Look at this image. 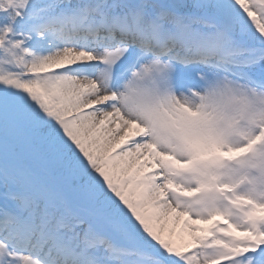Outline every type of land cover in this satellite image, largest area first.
Returning a JSON list of instances; mask_svg holds the SVG:
<instances>
[{"label":"rangeland","instance_id":"374dc122","mask_svg":"<svg viewBox=\"0 0 264 264\" xmlns=\"http://www.w3.org/2000/svg\"><path fill=\"white\" fill-rule=\"evenodd\" d=\"M4 1L23 13L0 45V264H47L7 236L64 264H264V0ZM150 11L228 28L263 63H231L245 82L155 51L117 79L140 49L65 43L48 22Z\"/></svg>","mask_w":264,"mask_h":264},{"label":"bare ground","instance_id":"6f19581e","mask_svg":"<svg viewBox=\"0 0 264 264\" xmlns=\"http://www.w3.org/2000/svg\"><path fill=\"white\" fill-rule=\"evenodd\" d=\"M151 12H146V14L149 16ZM146 14L144 16H146ZM143 15V14H142ZM142 15H138V14H130L128 15V18H124V16H120L119 18H110L109 20H111V26H115L118 25V34H123L125 36L128 37H141L143 40H146L147 42H150V44H152V46H156L155 49L157 50H164L167 51L169 49L174 50L175 54H176V58L179 59H188L189 57H191V52L192 51H206L207 50V46H209L210 43L213 42V36L216 33L217 35H224L223 39L220 37L221 39V47L223 49L220 48V52L221 54L227 50H233L234 52L229 51V57L230 59H233L234 61L236 60L237 54L234 55V53L238 50V49H249V47L251 45H249V42H243V40L241 39H236L235 35L232 34V31L230 29H225L223 26H214V27H209L206 28L204 30H202V32H199L197 30H192L193 34H188L190 35V37L193 38V40L196 39V45L194 48H190L189 46L185 45L184 42H189L187 40H185L187 36L186 32H187V25L188 24H192L194 21V16L190 15L189 13L185 15V23L182 24V18L181 16H176V15H169L165 12L163 13H159V18L163 19L166 21L162 26L160 23L157 22V20H145L142 19L141 16ZM147 17V16H146ZM166 18V19H165ZM107 19V18H106ZM180 21V23H179ZM91 22V20H89V23ZM145 22L147 24L149 23H153V26H149L147 24H145ZM172 22V23H170ZM172 24V26L169 28L168 26ZM199 24V23H196ZM189 26V25H188ZM198 27V26H197ZM129 33H133L132 35H130L128 33V35H126V32ZM204 32H208L210 33V37L209 39L206 37H204L203 35H205ZM168 37H171V40L169 41ZM192 41V40H191ZM166 42L167 44H169V47H166V45L164 47H161V45H163L162 43ZM128 51V50H127ZM129 52H125L123 54V56H121L120 60L121 62H127L128 61V57L131 55ZM123 63V64H124ZM263 61L260 62V64H262ZM256 68V67H254ZM252 69H247L246 71H251ZM42 229V228H41ZM37 233H41L42 231L40 230H36ZM45 233V232H43ZM42 236L45 237L44 234H42ZM86 247V246H85Z\"/></svg>","mask_w":264,"mask_h":264},{"label":"trees","instance_id":"16d2710c","mask_svg":"<svg viewBox=\"0 0 264 264\" xmlns=\"http://www.w3.org/2000/svg\"><path fill=\"white\" fill-rule=\"evenodd\" d=\"M20 4L21 5H36V4H42L43 1L41 0H20ZM11 4H8V2L4 1V0H0V45H1V41L3 39V36L6 35L7 33V29H6V25L15 18L17 17V15L22 14L23 11L20 8H17L15 10H9L8 8L10 7ZM7 7V9L5 8ZM7 12V13H6ZM5 23V24H4ZM44 37V35H42ZM43 63L40 61H36L35 62V67H41ZM36 71H40L41 69H35ZM1 77V76H0ZM15 135H18V132L16 130L15 127H13V131H12ZM33 151L36 153V155H34V153H31V151L27 152L26 150L24 151L25 157L28 159V168L31 169L33 172H37L40 170H45L46 166L48 164H50V162L48 161V157L45 156V152L46 151H40V149H38L37 147H33Z\"/></svg>","mask_w":264,"mask_h":264},{"label":"water","instance_id":"95a60500","mask_svg":"<svg viewBox=\"0 0 264 264\" xmlns=\"http://www.w3.org/2000/svg\"><path fill=\"white\" fill-rule=\"evenodd\" d=\"M140 43H142L143 46H146V43H144V42H140Z\"/></svg>","mask_w":264,"mask_h":264}]
</instances>
